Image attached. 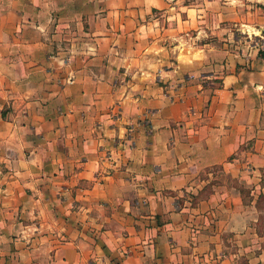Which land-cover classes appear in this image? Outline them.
I'll return each instance as SVG.
<instances>
[{
	"label": "crops",
	"instance_id": "1",
	"mask_svg": "<svg viewBox=\"0 0 264 264\" xmlns=\"http://www.w3.org/2000/svg\"><path fill=\"white\" fill-rule=\"evenodd\" d=\"M0 264H264V0H0Z\"/></svg>",
	"mask_w": 264,
	"mask_h": 264
}]
</instances>
